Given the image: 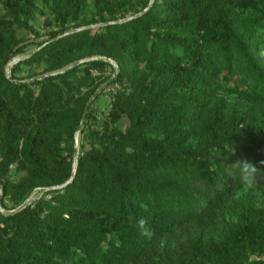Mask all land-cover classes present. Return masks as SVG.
<instances>
[{
	"label": "trees",
	"instance_id": "obj_1",
	"mask_svg": "<svg viewBox=\"0 0 264 264\" xmlns=\"http://www.w3.org/2000/svg\"><path fill=\"white\" fill-rule=\"evenodd\" d=\"M0 4V264H264V0Z\"/></svg>",
	"mask_w": 264,
	"mask_h": 264
},
{
	"label": "clouds",
	"instance_id": "obj_2",
	"mask_svg": "<svg viewBox=\"0 0 264 264\" xmlns=\"http://www.w3.org/2000/svg\"><path fill=\"white\" fill-rule=\"evenodd\" d=\"M225 147L230 154L235 153V148H233L231 145ZM259 163L264 165V160H261ZM231 166L239 170L240 182L242 184L251 186L258 179H264V171H261V169L258 168L255 163L250 162L247 159H237ZM129 222L133 223L134 226L140 230V234L142 236H146L148 238L153 236V232L148 227L147 220L144 217L135 219L134 217L130 216Z\"/></svg>",
	"mask_w": 264,
	"mask_h": 264
},
{
	"label": "rangeland",
	"instance_id": "obj_3",
	"mask_svg": "<svg viewBox=\"0 0 264 264\" xmlns=\"http://www.w3.org/2000/svg\"><path fill=\"white\" fill-rule=\"evenodd\" d=\"M0 9L3 10V7L2 5L0 4ZM46 10L44 11H38L37 12V15L36 17L34 18V23L35 25L41 30V31H44L46 28L44 26V22H45V18L47 16H50L49 14V9L46 7L45 8ZM99 23H102V22H99ZM25 33H27L26 30H23V29H19L18 30V34L19 35H24ZM36 44H33L31 47H35ZM24 55H21V56H16L15 58H19V57H23ZM19 60V59H18ZM17 60V61H18ZM16 61V62H17ZM15 62V63H16ZM35 68H33L31 71H33ZM28 71L27 67L24 66L22 68V70L20 71L21 74H25L26 72ZM114 89V87H108L106 88V91L98 98L97 102L95 103V106L97 107L98 109V112L101 115H103L104 113H106L110 106H111V95H110V92ZM0 191H2L1 187H0ZM35 198V191L32 192L30 195H29V199H33ZM28 202V201H27ZM23 204H21L20 206H22ZM0 210H6V208L4 206H2V204L0 203Z\"/></svg>",
	"mask_w": 264,
	"mask_h": 264
},
{
	"label": "water",
	"instance_id": "obj_4",
	"mask_svg": "<svg viewBox=\"0 0 264 264\" xmlns=\"http://www.w3.org/2000/svg\"><path fill=\"white\" fill-rule=\"evenodd\" d=\"M21 58H22V57L14 58V59L10 62L9 67H8L9 77L12 78L11 67L13 66V64H14L18 59H21ZM105 58L111 60V61L113 62V64H114V66H115V72H114L113 76H112L111 79H110V80L112 81V80L117 76V74H118V71H119L118 63H117L115 60L111 59L110 57H105ZM84 59H85V58L76 61L75 63H73V64L70 65L69 67L75 65L76 63H78V62H80V61H82V60H84ZM69 67H68V68H69ZM110 80L107 81V82H105L104 84H102L99 88H97L96 91H95V92L90 96V98L88 99L87 104H86V106H85L84 116H83V119H82V122H81L80 127H82V125H83V122H84V120H85V115L87 114L88 109L90 108V105H91L92 101L94 100V98L96 97V95H97L99 92H101L103 89H105V88L109 85ZM77 155H78V153H77V149H76V151H75V157H76L75 165L77 164ZM71 179H72V177H71L69 180H71ZM60 185H61V184H60ZM60 185H57V186H60ZM28 199H29V196L27 197V199H26V201H25L24 203H26V202L28 201Z\"/></svg>",
	"mask_w": 264,
	"mask_h": 264
}]
</instances>
